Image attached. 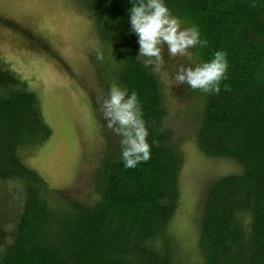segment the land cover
<instances>
[{
  "label": "trees",
  "instance_id": "obj_1",
  "mask_svg": "<svg viewBox=\"0 0 264 264\" xmlns=\"http://www.w3.org/2000/svg\"><path fill=\"white\" fill-rule=\"evenodd\" d=\"M73 2L98 37L118 50L123 64L117 85L137 94L150 158L134 168L110 163L96 203L72 201L67 211L56 209L46 181L20 157L47 142L52 130L35 94L0 66V180H18L23 199L13 242L0 264H181L166 229L180 203L183 157L165 122L167 107L156 68L136 57L131 4ZM165 2L184 26L197 25L207 41L195 47L198 63L210 60L218 49L227 53V78L220 81L219 92H204L195 144L204 156L231 159L242 168L240 175L226 176L206 189L198 264H264V0ZM2 236L0 232V240Z\"/></svg>",
  "mask_w": 264,
  "mask_h": 264
},
{
  "label": "rangeland",
  "instance_id": "obj_2",
  "mask_svg": "<svg viewBox=\"0 0 264 264\" xmlns=\"http://www.w3.org/2000/svg\"><path fill=\"white\" fill-rule=\"evenodd\" d=\"M29 37L38 44L32 46ZM117 51L98 37L73 0H0V66L35 94L42 119L52 130L47 142L20 157L46 181L56 209L67 211L72 201L96 203L109 164L121 161V137L101 111L121 72ZM188 51L191 58L172 56L164 45V62L155 71L166 101L165 122L183 157L180 203L166 235L181 264H198L203 258L198 237L206 189L226 176L240 175L242 168L231 159L204 156L195 144L205 95L174 79L179 67L198 63L196 48ZM21 192L18 180H0V261L22 213Z\"/></svg>",
  "mask_w": 264,
  "mask_h": 264
},
{
  "label": "clouds",
  "instance_id": "obj_3",
  "mask_svg": "<svg viewBox=\"0 0 264 264\" xmlns=\"http://www.w3.org/2000/svg\"><path fill=\"white\" fill-rule=\"evenodd\" d=\"M129 25L137 37L138 59L145 66L159 67L163 64L164 45L170 55L187 54L190 48L204 47L207 41L201 38L197 25L182 27L179 17L172 14L165 0H128ZM227 53L216 50L212 58L203 62H192L178 68L174 79L186 83L192 89L205 93L219 92L220 81L227 78ZM101 111L109 128L117 133L121 145V162L125 168H134L150 158L149 135L143 112L135 91L129 93L117 84L109 87L103 99ZM115 125V126H114Z\"/></svg>",
  "mask_w": 264,
  "mask_h": 264
},
{
  "label": "flooded vegetation",
  "instance_id": "obj_4",
  "mask_svg": "<svg viewBox=\"0 0 264 264\" xmlns=\"http://www.w3.org/2000/svg\"><path fill=\"white\" fill-rule=\"evenodd\" d=\"M30 38V44L32 45V46H35L36 44H38V42L35 40V39H33V38H31V37H29Z\"/></svg>",
  "mask_w": 264,
  "mask_h": 264
}]
</instances>
